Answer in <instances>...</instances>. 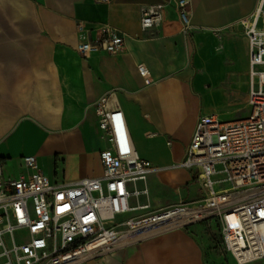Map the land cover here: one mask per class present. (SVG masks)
Returning <instances> with one entry per match:
<instances>
[{"label":"crops","instance_id":"crops-1","mask_svg":"<svg viewBox=\"0 0 264 264\" xmlns=\"http://www.w3.org/2000/svg\"><path fill=\"white\" fill-rule=\"evenodd\" d=\"M177 1L0 0L1 180L31 174L23 160L28 155L52 182L101 176L100 152L110 142L95 103L108 96L107 108L123 112L138 155L157 168L146 179L148 198L139 202L159 209L207 196L198 169L180 163L198 118L218 115L213 94L225 95V83L250 109V42L241 20L252 18L258 0H191L185 31ZM154 4L163 5L162 21L143 28L142 14ZM79 21L94 38L102 25L117 28L125 50L81 56ZM140 63L150 70L149 85ZM212 221L121 242L80 264H222L213 253ZM245 264H264V258Z\"/></svg>","mask_w":264,"mask_h":264},{"label":"built area","instance_id":"built-area-1","mask_svg":"<svg viewBox=\"0 0 264 264\" xmlns=\"http://www.w3.org/2000/svg\"><path fill=\"white\" fill-rule=\"evenodd\" d=\"M177 3L185 31L191 0ZM162 10V4L148 7L142 27L158 26ZM241 22L250 42V114L232 121L201 115L180 163L201 169L207 196L156 210L149 209L148 201L140 203L141 197L149 196L146 179L157 168L138 155L123 112L108 109V96H102L95 111L110 146L100 152L101 176L52 182L37 168L36 157L28 155L23 160L31 174L0 179V264H80L112 252L121 242L211 219L218 222L224 249L237 264L264 258V0H258L251 19ZM100 30L94 38L91 27L77 22L81 39L76 50L81 56L125 50L121 31L107 24ZM137 69L151 84L148 67L140 63ZM221 182H228V187ZM138 210L146 211L127 216Z\"/></svg>","mask_w":264,"mask_h":264},{"label":"rangeland","instance_id":"rangeland-1","mask_svg":"<svg viewBox=\"0 0 264 264\" xmlns=\"http://www.w3.org/2000/svg\"><path fill=\"white\" fill-rule=\"evenodd\" d=\"M225 95H222L220 91L214 92L213 94V107L217 111L219 118L221 121H232L236 119L246 118L250 114V109L244 108L242 103V98L234 88L228 89L229 84L225 83ZM227 89V90H226ZM176 167H172L171 169H175ZM201 172V169H198V173ZM197 173V174H198ZM216 180H219V177H216ZM200 181V179H199ZM143 184V182H142ZM223 188L228 187V182H221ZM202 194L208 193V189L201 190ZM155 198L152 196V199ZM153 201H155L153 199ZM168 199H163V203H167ZM148 202H150L148 200ZM150 210H156L159 206H156L151 202ZM210 234L213 239V253L222 258L224 263L229 264L228 262V254L224 249L223 239L221 235V229L216 220H213L211 226L209 227ZM18 235V234H17ZM25 237V235H23ZM18 237V236H17ZM8 241V237L5 238Z\"/></svg>","mask_w":264,"mask_h":264}]
</instances>
